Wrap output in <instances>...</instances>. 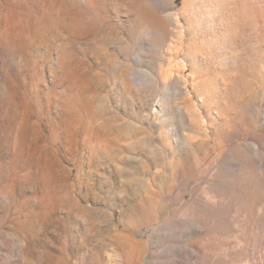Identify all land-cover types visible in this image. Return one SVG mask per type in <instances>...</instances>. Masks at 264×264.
<instances>
[{
  "label": "rangeland",
  "instance_id": "374dc122",
  "mask_svg": "<svg viewBox=\"0 0 264 264\" xmlns=\"http://www.w3.org/2000/svg\"><path fill=\"white\" fill-rule=\"evenodd\" d=\"M0 264H264V0H0Z\"/></svg>",
  "mask_w": 264,
  "mask_h": 264
}]
</instances>
